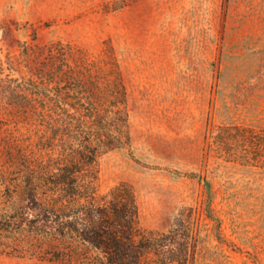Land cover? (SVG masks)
Returning a JSON list of instances; mask_svg holds the SVG:
<instances>
[{
    "label": "rangeland",
    "instance_id": "obj_1",
    "mask_svg": "<svg viewBox=\"0 0 264 264\" xmlns=\"http://www.w3.org/2000/svg\"><path fill=\"white\" fill-rule=\"evenodd\" d=\"M0 32V55L35 37L113 49L131 145L99 159L100 193L131 185L152 231L196 207L194 264H264V0H0Z\"/></svg>",
    "mask_w": 264,
    "mask_h": 264
},
{
    "label": "trees",
    "instance_id": "obj_2",
    "mask_svg": "<svg viewBox=\"0 0 264 264\" xmlns=\"http://www.w3.org/2000/svg\"><path fill=\"white\" fill-rule=\"evenodd\" d=\"M223 130H226L223 129ZM113 49L14 39L0 55V255L63 264H194L196 207L143 229L135 192L100 193L99 159L130 147Z\"/></svg>",
    "mask_w": 264,
    "mask_h": 264
},
{
    "label": "water",
    "instance_id": "obj_3",
    "mask_svg": "<svg viewBox=\"0 0 264 264\" xmlns=\"http://www.w3.org/2000/svg\"><path fill=\"white\" fill-rule=\"evenodd\" d=\"M0 36H1V32H0Z\"/></svg>",
    "mask_w": 264,
    "mask_h": 264
}]
</instances>
